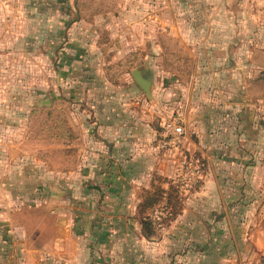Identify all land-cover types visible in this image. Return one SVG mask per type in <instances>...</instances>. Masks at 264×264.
I'll use <instances>...</instances> for the list:
<instances>
[{
  "label": "rangeland",
  "instance_id": "obj_1",
  "mask_svg": "<svg viewBox=\"0 0 264 264\" xmlns=\"http://www.w3.org/2000/svg\"><path fill=\"white\" fill-rule=\"evenodd\" d=\"M133 70L150 77V97ZM173 120L179 142L164 128ZM108 122L157 145L131 155L127 176L83 156ZM78 166L92 171L76 190ZM14 167L47 175L48 235L55 212L89 221L88 262L254 264L264 256V0H0V173ZM227 240L239 250L225 257Z\"/></svg>",
  "mask_w": 264,
  "mask_h": 264
},
{
  "label": "crops",
  "instance_id": "obj_2",
  "mask_svg": "<svg viewBox=\"0 0 264 264\" xmlns=\"http://www.w3.org/2000/svg\"><path fill=\"white\" fill-rule=\"evenodd\" d=\"M140 74L143 76L142 72ZM143 77L150 80L147 74ZM136 84L138 83L136 82ZM110 125H112V128ZM114 125L109 122L107 126L104 124L108 129L105 132L106 136H103L105 140L94 138L93 141V139L87 138L86 151L83 156H88L91 159V155L104 157L110 163L101 172L108 171L109 174L112 173L111 175L127 176L131 171V164L128 162L131 155L144 156L149 155V153L152 154L155 152L157 145L151 142V138H142L137 133L129 137L124 136L121 131L124 129L125 124L122 127ZM98 162H101V164H98ZM98 162L93 161L92 164L97 167L103 165L102 159H99ZM92 164L91 166H93ZM88 166L90 167V164ZM88 166H78L72 169L69 185L71 183L74 189L77 190L82 186L80 181L87 173L90 175L92 169H88ZM121 166H123V169L120 168ZM14 170L15 172L9 170L6 173L9 174L8 176L0 173V264H97L98 262L94 260L87 261L88 258L94 257L92 254L94 250L90 251L86 248L88 238L91 237L92 232L87 231L86 224L88 225L89 221L83 222L80 221L78 216L72 217L73 210L71 214H69V210L65 213L63 211L55 212L54 217H52L55 218V222L52 224L54 228L48 235L47 227L49 225L46 222V218L48 219L46 183L48 182L46 173L31 174L27 170L16 167H14ZM114 171H118V173H114ZM73 177L74 180L71 179ZM58 181L59 183L62 182V178ZM83 202L84 206L90 204L89 201ZM30 209H33V212ZM71 209H73L72 206ZM34 210L38 212L37 217ZM81 222H83V227L77 230ZM236 237L238 236L236 235ZM213 239L202 244V248H199L198 251L200 256L204 257L207 249L211 252L208 245L218 240L217 238ZM236 244L227 240L226 243L221 245L222 248L224 245L225 257L227 254L235 255V248L239 250ZM245 251H249V248L246 247Z\"/></svg>",
  "mask_w": 264,
  "mask_h": 264
},
{
  "label": "built area",
  "instance_id": "obj_3",
  "mask_svg": "<svg viewBox=\"0 0 264 264\" xmlns=\"http://www.w3.org/2000/svg\"><path fill=\"white\" fill-rule=\"evenodd\" d=\"M164 128L167 134V137L169 136L171 138L172 142H179L182 138V135L184 133V130L181 125H179L177 122L168 121L164 124ZM254 264H264V256L257 260Z\"/></svg>",
  "mask_w": 264,
  "mask_h": 264
},
{
  "label": "water",
  "instance_id": "obj_4",
  "mask_svg": "<svg viewBox=\"0 0 264 264\" xmlns=\"http://www.w3.org/2000/svg\"><path fill=\"white\" fill-rule=\"evenodd\" d=\"M133 77L139 86L144 90V92L150 97V80L144 78L138 70L133 71Z\"/></svg>",
  "mask_w": 264,
  "mask_h": 264
}]
</instances>
